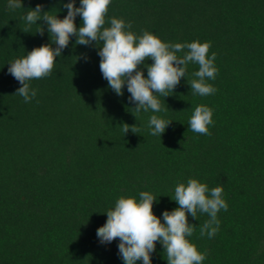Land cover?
I'll list each match as a JSON object with an SVG mask.
<instances>
[{"label": "trees", "instance_id": "16d2710c", "mask_svg": "<svg viewBox=\"0 0 264 264\" xmlns=\"http://www.w3.org/2000/svg\"><path fill=\"white\" fill-rule=\"evenodd\" d=\"M70 2L21 0L24 8L12 11L0 0V264H124L119 238L101 244L97 237L106 213L119 198L139 202L148 192L164 223L163 212L179 207L175 187L190 179L207 185L209 197L221 187L228 205L211 238L200 234L210 217L188 214L194 230L186 239L205 255L202 264H264V0H111L105 28L116 18L137 37L147 31L171 45L209 43L207 57L215 53L216 78L206 79L214 94L191 91L199 65L189 62L173 93L155 94L163 110L138 115L127 85L118 96L103 78V42L77 45L75 36L49 76L27 81L36 91L29 103L14 95L22 85L9 64L57 47L46 24L43 35V22L25 32L22 17L41 4L63 19ZM153 63L140 66L145 78ZM197 106L212 111L210 135L190 128ZM152 115L172 122L161 137L150 134ZM123 124L135 133L125 134ZM166 259L157 241L152 264Z\"/></svg>", "mask_w": 264, "mask_h": 264}, {"label": "clouds", "instance_id": "9594fccd", "mask_svg": "<svg viewBox=\"0 0 264 264\" xmlns=\"http://www.w3.org/2000/svg\"><path fill=\"white\" fill-rule=\"evenodd\" d=\"M111 0H81L80 7H76L75 0L64 4L67 15L59 19L57 15H51V11H44V6L37 4L35 9H28L26 16L22 17L26 22L25 32L32 25L39 24L40 35L44 34L43 24L47 25V31L54 38L53 49L50 45H43L27 53L22 59H16L10 63L8 73L21 85L14 95L23 97L25 103H29L36 96V91L30 89L27 81L41 79L51 74L56 57L70 43L75 36L77 45H91L93 41L102 43L98 47V55L101 57L100 70L103 78L108 81L110 89L118 96H123V88L127 85V91L131 94L129 103L135 107L131 110L135 114L148 112H161V104L155 94L168 97L186 75V66L189 62L199 65V70L193 73L199 79H193L190 84L191 91L200 96L214 94L216 91L206 83V79L214 80L217 69L214 66L215 53L211 58L207 57L210 44L198 41L189 44H167L155 35L144 31L140 37L135 36L125 28H131V24H125L123 20L112 18L110 27L105 28V16ZM9 10L15 11L24 8L21 0H8ZM82 17V24L77 29L76 17ZM187 48L189 51L182 58L175 53ZM86 59V57H85ZM152 60V65H146L147 78L140 66L146 60ZM172 122L152 115L148 122L152 136H162ZM212 123V111L205 106H197L189 124L193 132L210 135L208 125ZM127 134L130 129L135 133V125H122ZM221 187L211 189L210 197L207 185L190 179L187 185L181 183L175 187L174 200L179 207L171 212L164 211L163 221L153 213L155 197L148 192L140 193V201L134 198L121 197L117 200L114 210H109L104 226L98 228L97 237L101 244H110L119 238L118 254L124 264H152L151 254L156 250V242L164 247L167 264H202L205 255L198 252L195 245L186 237L193 235L194 226L189 224L188 214L196 219L197 212L206 213L210 219L200 229L201 236L205 234L209 238L215 235L219 226L217 213L228 205L222 199ZM212 225H216L213 228Z\"/></svg>", "mask_w": 264, "mask_h": 264}]
</instances>
